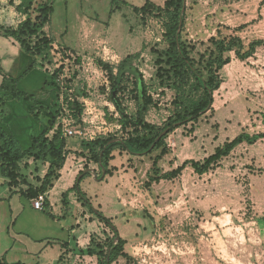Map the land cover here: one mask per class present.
Here are the masks:
<instances>
[{
	"label": "rangeland",
	"instance_id": "1",
	"mask_svg": "<svg viewBox=\"0 0 264 264\" xmlns=\"http://www.w3.org/2000/svg\"><path fill=\"white\" fill-rule=\"evenodd\" d=\"M3 1L0 26L16 27L23 18L9 0ZM165 1L117 0L113 5L110 0H53V13L43 32L54 41V49L36 59L41 67L21 80L18 88L36 96L41 87L39 97L47 96L44 103L53 113L58 89L61 106L63 97H73L76 89L83 91L81 119L73 120L64 109L59 122L75 133L74 139L89 142L118 130L105 120V109L110 113L115 109L108 101L107 74L97 60L117 66L127 56L139 54L134 65L151 84V94L158 102L146 119L163 126L175 95L173 90L159 87L156 76L157 51L166 48V17L157 9ZM148 3L151 12L134 10ZM218 31L239 36L245 44L264 39V0H186L182 36L194 48L192 58L197 60L204 53L207 40ZM0 38L2 46V41L10 43V51L0 50L2 71L21 77L34 60L11 38ZM231 57L221 72L222 84L213 93L211 110L193 126H181L167 136V153L157 159L156 166L153 161L160 151L132 156L131 161L115 152L110 164L118 168L129 163V181L124 177L121 181L122 175L116 177V185L114 178L108 184L82 181L80 189L92 207L111 219L127 242L125 251L131 261L121 259L113 264H264V139L238 146L202 176L187 166L178 177L161 179L186 161L203 162L217 147L243 132L264 134V49L245 62L236 60L234 54ZM60 67L62 72L52 81ZM124 105L129 112L135 109L131 100ZM7 109L11 113L16 108L11 104ZM38 168L41 175L44 167ZM33 176L29 174L30 181ZM3 183L0 178V196L12 193ZM10 205L15 216L20 210L18 197ZM2 211L9 218L7 203L0 204ZM5 228L1 220L0 238L5 237ZM93 229L97 231L92 234L93 246L99 244L105 253L113 233L103 223ZM88 247L79 250L72 244L73 253L64 261L61 253L59 264H98L97 257L84 253ZM57 254L59 248H47L39 264H58L54 261Z\"/></svg>",
	"mask_w": 264,
	"mask_h": 264
},
{
	"label": "trees",
	"instance_id": "2",
	"mask_svg": "<svg viewBox=\"0 0 264 264\" xmlns=\"http://www.w3.org/2000/svg\"><path fill=\"white\" fill-rule=\"evenodd\" d=\"M110 1L113 5L117 2V0ZM185 2L186 0H166L163 8L157 9L166 17L164 24L166 48L157 51L158 86L175 92L169 105L170 115L163 126L159 127L146 119L149 111L158 107V102L151 94V84L144 79L143 73L134 65L139 54L127 56L117 66L97 60L99 68L107 74L108 101L115 109V113H110L108 109H105V120L109 124L116 125L118 130L115 134L100 136L89 142L81 140L85 153L82 152L79 156H83L86 161L93 162L99 169L102 167L105 170V177H112L117 171V168L110 164L115 160V152L117 156H123V154L144 156L160 151L158 158L156 157L153 161V166H156L157 159L167 153L165 144L167 136L181 126L188 124L193 126L203 114L211 110L213 93L222 84L221 72L231 62V55L234 54L236 60L245 62L254 57L258 49H264V39H255L245 44L239 36L223 35L218 31L216 36L207 40L204 53L197 60L192 58L194 48L182 36L184 31L182 8ZM9 3L23 19L16 27L1 25L0 35L11 38L34 62L19 78L5 74L0 67L2 76L0 84V125L2 124L0 126V178L3 184L12 190L13 195L31 201L40 195H46L59 178V172L69 154L66 149L67 140L73 138L64 136L63 125L59 122L60 114L65 109L73 120H80L85 106L79 99L86 98V94L76 89L72 94L73 97L62 98L61 106L59 105L60 89H58L57 102H55L57 109L53 113L34 95L27 94L18 88L21 80L34 69L41 67L37 65L36 59L41 57L45 51L54 49V41L43 32L53 13V0H9ZM151 9L148 3L134 10L147 13L151 12ZM180 22L181 28L178 33ZM242 28L239 27L238 30ZM60 72H62V67L53 73L51 80L56 81ZM130 100L135 106L134 111L131 112L124 105ZM11 102L27 105L29 117L40 127L38 133L30 134V144L27 148H23L7 126L3 125V121L9 114L7 106ZM259 139H264V134L251 136L243 132L233 140L217 147L214 153L203 162L186 161L174 171L163 175L161 179L172 180L178 177L187 166H190L198 176L207 174L238 146L253 145ZM38 165L43 167L47 165L45 174L41 177ZM29 174H34L32 181L35 183L30 181ZM100 175L101 170L99 177ZM89 177V173L81 172L72 190L77 193L90 213L109 228L113 233V238L105 253L99 244L93 246V239L90 240L91 244L84 253L90 257H97L98 264H113L121 259L129 262L131 257L125 251L126 240L119 236L111 219L94 209L89 199L80 190L81 181ZM64 198L66 195H63V202ZM44 208V213L55 219L48 210L46 200ZM0 264L8 263L2 261Z\"/></svg>",
	"mask_w": 264,
	"mask_h": 264
},
{
	"label": "crops",
	"instance_id": "3",
	"mask_svg": "<svg viewBox=\"0 0 264 264\" xmlns=\"http://www.w3.org/2000/svg\"><path fill=\"white\" fill-rule=\"evenodd\" d=\"M0 40L2 39L0 38ZM2 42L3 46L0 43V50L2 51L5 49V51H10L8 47L10 43H6V41ZM3 66H6L4 60ZM31 73L32 72H30L29 75ZM7 74L12 76L9 73ZM29 75L25 78L27 79ZM1 82L2 76L0 75V84ZM41 89L40 87L37 93L38 96L36 95L37 97H35L44 103L47 96L45 98L43 97L44 99L42 100L40 99ZM11 104H14L16 109L8 114L3 125L7 126V129L19 140L23 148H27L30 144V134L38 133L40 127L29 117V108L27 105L12 102L9 105ZM44 104L45 107H49V104ZM0 126H2V124ZM81 142V140L74 138L67 140L66 149L69 151V154L67 155L63 168L59 172V178L45 195V200L48 203V210H50L55 219L48 217L44 213V210H35L32 200L27 201L10 192L0 196L2 199L0 204L7 203V207L11 211L9 218L5 215V211L0 212V221L2 220L4 227H6L5 237L3 236V238H0L3 239V241L0 240V262L5 261L8 264H39L40 256L47 248H59L60 254H57L56 260H54L59 264L61 262V253L64 252L65 254L62 261L69 258L73 253L70 252L72 250V244H75L79 250H83L86 246H89L92 234L97 232L93 228L97 226V223L101 225V222L90 213L89 209L85 207L79 199L77 193L72 190L77 183L79 174L81 172L89 173L90 177L84 179L85 181L90 179L100 183L105 182V184H108V181L113 178L117 179L116 177L118 175H122L121 181H123L124 178L129 181L131 175L130 169L127 167L129 163L128 165L124 164V166H122L123 163H121L118 168L111 164L117 168V171L113 173L114 176H107L102 181V179H99V171L101 169L98 168V170L96 164L86 161L83 156H79L80 153H85V150L81 146ZM123 156L126 158V161L135 159V157L127 154H123ZM46 167L47 165L44 166V170H42L40 176L45 174ZM82 181L79 186H81ZM117 181L118 179L114 182L115 185ZM82 192L85 194L84 190ZM63 195H66L64 202ZM13 197H18L20 209L15 216H13L14 214L10 205ZM57 197L61 200L55 199ZM111 197H113V195H111L110 198ZM0 235L2 234L0 233Z\"/></svg>",
	"mask_w": 264,
	"mask_h": 264
},
{
	"label": "built area",
	"instance_id": "4",
	"mask_svg": "<svg viewBox=\"0 0 264 264\" xmlns=\"http://www.w3.org/2000/svg\"><path fill=\"white\" fill-rule=\"evenodd\" d=\"M4 5H5L4 1L0 0V14L3 12L2 7ZM8 24H9V22H8ZM5 25L10 26V25H7V23ZM63 134L65 137H72L75 133L68 128H64ZM44 202H45V195L38 196L36 199L32 200L33 208L35 210H38V211H43L44 210Z\"/></svg>",
	"mask_w": 264,
	"mask_h": 264
},
{
	"label": "water",
	"instance_id": "5",
	"mask_svg": "<svg viewBox=\"0 0 264 264\" xmlns=\"http://www.w3.org/2000/svg\"><path fill=\"white\" fill-rule=\"evenodd\" d=\"M185 11V3L183 5V8H182V13ZM180 28H181V22L179 23V30H178V33L180 32ZM101 169V175H100V178L99 179H103L105 177V170L100 167Z\"/></svg>",
	"mask_w": 264,
	"mask_h": 264
}]
</instances>
